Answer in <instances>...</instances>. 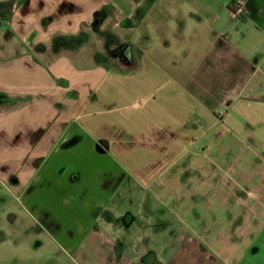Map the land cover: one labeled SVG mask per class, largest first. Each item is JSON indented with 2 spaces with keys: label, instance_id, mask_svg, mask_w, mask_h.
<instances>
[{
  "label": "crops",
  "instance_id": "0c3cea01",
  "mask_svg": "<svg viewBox=\"0 0 264 264\" xmlns=\"http://www.w3.org/2000/svg\"><path fill=\"white\" fill-rule=\"evenodd\" d=\"M7 193L100 264L264 258V0H0Z\"/></svg>",
  "mask_w": 264,
  "mask_h": 264
},
{
  "label": "rangeland",
  "instance_id": "374dc122",
  "mask_svg": "<svg viewBox=\"0 0 264 264\" xmlns=\"http://www.w3.org/2000/svg\"><path fill=\"white\" fill-rule=\"evenodd\" d=\"M11 200L8 193L0 195V204H10L0 211V264H100L85 243L75 242L36 211H25L15 201L11 207ZM249 257L244 264H264L260 255Z\"/></svg>",
  "mask_w": 264,
  "mask_h": 264
},
{
  "label": "trees",
  "instance_id": "16d2710c",
  "mask_svg": "<svg viewBox=\"0 0 264 264\" xmlns=\"http://www.w3.org/2000/svg\"><path fill=\"white\" fill-rule=\"evenodd\" d=\"M231 8V7H230ZM232 10V9H231ZM112 40V38H108V41H111ZM130 47H129V45L128 46H124V47H121V48H118L116 51H115V54L117 55V57H119L120 55L122 56L123 54L124 55H127L128 54V57H129V59L130 60H132V54L131 53H129V51H130V49H129ZM129 49V50H128ZM124 52V53H123ZM120 60V59H119ZM121 61V60H120ZM130 72L132 71V69L131 70H129Z\"/></svg>",
  "mask_w": 264,
  "mask_h": 264
},
{
  "label": "built area",
  "instance_id": "2783aa9c",
  "mask_svg": "<svg viewBox=\"0 0 264 264\" xmlns=\"http://www.w3.org/2000/svg\"><path fill=\"white\" fill-rule=\"evenodd\" d=\"M232 11L238 16V18H242L244 16V8L238 4L231 6Z\"/></svg>",
  "mask_w": 264,
  "mask_h": 264
}]
</instances>
